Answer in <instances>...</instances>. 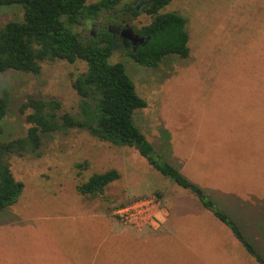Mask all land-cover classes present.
<instances>
[{
	"label": "rangeland",
	"instance_id": "rangeland-1",
	"mask_svg": "<svg viewBox=\"0 0 264 264\" xmlns=\"http://www.w3.org/2000/svg\"><path fill=\"white\" fill-rule=\"evenodd\" d=\"M134 2L121 0L113 11ZM168 12L187 19V59L170 55L158 68H146L117 47L109 62L125 65L146 101L135 123L156 156L228 214L264 259V0H173L161 11ZM23 20L21 6L0 7V26ZM129 20L139 30L152 17L142 11ZM113 22L104 13L73 30L87 44ZM41 66L39 75L0 74V97L9 103L0 140L26 134L20 106L28 96L56 99L63 112L78 113L72 81L86 63ZM41 152L10 161L24 191L16 205L0 211V264H260L196 194L163 176L138 150L69 130L45 136ZM111 169L121 179L104 196L78 193L79 184ZM149 196L159 197L171 218L168 229L162 224L157 229L163 232L143 238L115 212Z\"/></svg>",
	"mask_w": 264,
	"mask_h": 264
},
{
	"label": "trees",
	"instance_id": "trees-1",
	"mask_svg": "<svg viewBox=\"0 0 264 264\" xmlns=\"http://www.w3.org/2000/svg\"><path fill=\"white\" fill-rule=\"evenodd\" d=\"M172 1L151 0L144 8L152 21L136 31L148 40L135 52L127 53L142 67L158 68L170 55L181 59L190 56L187 19L176 12L161 13ZM120 3L121 0H100L92 4H88V0H0V7L18 5L24 10L22 22L0 26V74L15 71L39 75L44 62L74 64L82 61L87 65V70L72 81L80 97L77 114L63 112L61 102L56 99L28 96L21 104L20 112L25 114L29 125L26 134L14 140H0V211L16 205L24 191V183L17 181L11 170L13 157H40L47 135L86 131L100 142L138 150L163 176L196 194L202 205L232 231L249 254L264 264V259L245 241L233 219L204 193L198 194L199 189L177 169L156 156L153 146L135 123L136 112L146 108L147 103L137 93L125 65L109 62L114 50L112 35L102 34L99 41L86 44L73 30L75 25L95 21L104 13L114 17L112 11ZM133 15H139L135 8ZM8 111V100L0 97V127ZM120 179L121 174L116 169L96 173L79 184L77 191L85 197H102L106 189Z\"/></svg>",
	"mask_w": 264,
	"mask_h": 264
},
{
	"label": "built area",
	"instance_id": "built-area-1",
	"mask_svg": "<svg viewBox=\"0 0 264 264\" xmlns=\"http://www.w3.org/2000/svg\"><path fill=\"white\" fill-rule=\"evenodd\" d=\"M115 215L126 227L157 229L164 223L169 213L159 197L149 196L117 209Z\"/></svg>",
	"mask_w": 264,
	"mask_h": 264
},
{
	"label": "flooded vegetation",
	"instance_id": "flooded-vegetation-1",
	"mask_svg": "<svg viewBox=\"0 0 264 264\" xmlns=\"http://www.w3.org/2000/svg\"><path fill=\"white\" fill-rule=\"evenodd\" d=\"M150 2L151 0H135L133 4L124 6V8L118 12L113 11L114 22L105 26L103 34L110 33L112 35L114 49L119 47L126 50L127 53H132L146 43L148 38L144 35H140L133 27H131L129 18L135 17L133 15L134 8L138 13H141L144 11V8H147L150 5ZM105 15H107V13H105ZM130 31L144 39L143 42L133 44L129 39V36L131 35Z\"/></svg>",
	"mask_w": 264,
	"mask_h": 264
},
{
	"label": "crops",
	"instance_id": "crops-1",
	"mask_svg": "<svg viewBox=\"0 0 264 264\" xmlns=\"http://www.w3.org/2000/svg\"><path fill=\"white\" fill-rule=\"evenodd\" d=\"M170 213V212H169ZM169 218H168V220L166 221L167 223L164 225V223H163V226L165 227H163L164 229L163 230H165V229H168V226H169V223H170V218H171V214H169ZM116 227V225H113V227L112 228H115ZM162 228H160V230H161ZM130 230H132V232H134L133 234H135V236L136 235H138L136 232H141V233H143L144 235H143V238H147V237H151L152 235L151 234H153V235H157V234H159V232H161V231H158L159 229H153V228H145L144 230H141V231H138V230H136V229H130ZM169 232H170V230H168ZM167 231V232H168ZM157 232V233H156ZM163 232V231H162ZM163 235H166V234H163ZM143 238H140V239H137V240H142ZM141 257H143V256H146V255H140Z\"/></svg>",
	"mask_w": 264,
	"mask_h": 264
},
{
	"label": "water",
	"instance_id": "water-1",
	"mask_svg": "<svg viewBox=\"0 0 264 264\" xmlns=\"http://www.w3.org/2000/svg\"><path fill=\"white\" fill-rule=\"evenodd\" d=\"M131 35L129 36V39L133 44H136L137 42H143L144 39L140 38L136 34H134L132 31H130ZM198 194H202L201 192H198Z\"/></svg>",
	"mask_w": 264,
	"mask_h": 264
}]
</instances>
